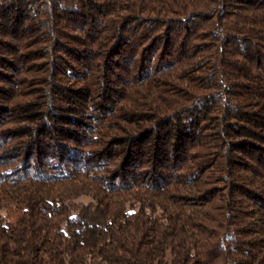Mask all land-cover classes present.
<instances>
[{
	"label": "trees",
	"instance_id": "obj_1",
	"mask_svg": "<svg viewBox=\"0 0 264 264\" xmlns=\"http://www.w3.org/2000/svg\"><path fill=\"white\" fill-rule=\"evenodd\" d=\"M0 264H264V0H0Z\"/></svg>",
	"mask_w": 264,
	"mask_h": 264
},
{
	"label": "rangeland",
	"instance_id": "obj_2",
	"mask_svg": "<svg viewBox=\"0 0 264 264\" xmlns=\"http://www.w3.org/2000/svg\"><path fill=\"white\" fill-rule=\"evenodd\" d=\"M0 195H1V193H0ZM0 211H1V207H0Z\"/></svg>",
	"mask_w": 264,
	"mask_h": 264
}]
</instances>
